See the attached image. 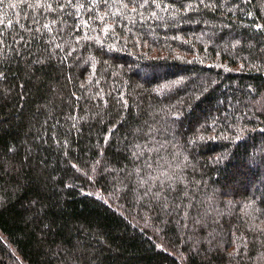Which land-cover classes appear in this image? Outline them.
I'll list each match as a JSON object with an SVG mask.
<instances>
[{"label":"trees","instance_id":"1","mask_svg":"<svg viewBox=\"0 0 264 264\" xmlns=\"http://www.w3.org/2000/svg\"><path fill=\"white\" fill-rule=\"evenodd\" d=\"M0 264H264V0H0Z\"/></svg>","mask_w":264,"mask_h":264}]
</instances>
